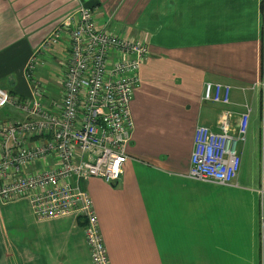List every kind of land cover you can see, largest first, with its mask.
Masks as SVG:
<instances>
[{
    "label": "crops",
    "instance_id": "obj_1",
    "mask_svg": "<svg viewBox=\"0 0 264 264\" xmlns=\"http://www.w3.org/2000/svg\"><path fill=\"white\" fill-rule=\"evenodd\" d=\"M79 3L91 5L98 22L148 45L130 99L123 172L112 183L81 181L110 263L260 264L252 208L264 188V0H0L1 86L28 94L30 56ZM39 56L47 75H37V65L34 73L49 83V97H58L63 42ZM215 81L231 85L228 103L203 99L205 83ZM247 106L235 179L187 176L196 124L216 126L225 108L235 123ZM0 264H92L83 218H41L27 196L0 199Z\"/></svg>",
    "mask_w": 264,
    "mask_h": 264
},
{
    "label": "built area",
    "instance_id": "obj_2",
    "mask_svg": "<svg viewBox=\"0 0 264 264\" xmlns=\"http://www.w3.org/2000/svg\"><path fill=\"white\" fill-rule=\"evenodd\" d=\"M59 40L66 50L60 94L49 97L35 66L39 53ZM147 53L144 41L98 22L91 5L79 3L30 56L25 67L28 94L0 85V107L10 105L24 113L23 118L0 117V199L27 196L41 218L70 212L81 216L92 264L111 263L81 181L100 176L112 183L120 178L133 128L130 99ZM230 88L229 83L206 82L202 97L228 103ZM231 115L225 108L216 126L196 124L187 176L223 183L235 179L240 166L237 142L245 140L249 108L238 112L235 123ZM257 196L259 260L264 264L263 187Z\"/></svg>",
    "mask_w": 264,
    "mask_h": 264
},
{
    "label": "rangeland",
    "instance_id": "obj_3",
    "mask_svg": "<svg viewBox=\"0 0 264 264\" xmlns=\"http://www.w3.org/2000/svg\"><path fill=\"white\" fill-rule=\"evenodd\" d=\"M51 63L56 65L57 64V60H55V61L53 60V61H51ZM36 65H37V67L40 68L39 72H37V75H39V73H40L41 75L43 74V75L46 76L47 75V71H48V67H47L46 63L44 61H42V60H40V62H39V60H38ZM49 81H50V79H49ZM43 83L45 84V87L49 86V83H45V82H43ZM205 102H208V101H205ZM0 117H2V118H8L9 117L11 119H13V118H23L24 117V113L21 112L20 110L16 109L13 106L5 105V106L0 107ZM239 144H240V141L237 142V149H239ZM238 152H239V150H238ZM252 213H253L252 214V216H253L252 219L255 218V220H257V222H258V209H256L254 204H253V208H252ZM228 264H231V262H228ZM258 264H259V262H258Z\"/></svg>",
    "mask_w": 264,
    "mask_h": 264
}]
</instances>
